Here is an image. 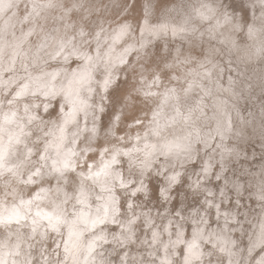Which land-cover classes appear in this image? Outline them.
Segmentation results:
<instances>
[{"label": "snow or ice", "instance_id": "1", "mask_svg": "<svg viewBox=\"0 0 264 264\" xmlns=\"http://www.w3.org/2000/svg\"><path fill=\"white\" fill-rule=\"evenodd\" d=\"M144 7L139 29H106L87 21L85 0H0V264H264V219L247 247L236 236L250 189L228 174L239 154L216 96L232 81L224 89L211 45L237 49L221 28L240 30L249 13L264 27V0H198L170 29ZM197 43L209 47L195 55ZM149 177L162 178L155 209ZM185 183L195 199L165 207ZM255 195L264 209V173Z\"/></svg>", "mask_w": 264, "mask_h": 264}, {"label": "bare ground", "instance_id": "2", "mask_svg": "<svg viewBox=\"0 0 264 264\" xmlns=\"http://www.w3.org/2000/svg\"><path fill=\"white\" fill-rule=\"evenodd\" d=\"M96 1L99 2V0ZM100 1L101 3L103 2V0ZM112 1L111 3H113ZM159 1H161L162 4L160 3V5H158L157 3L158 6L157 8L156 7L153 8L154 10H152L153 11L152 13L150 9V23L152 26H158L159 24H167L170 29L171 27L179 26L180 24H182L185 17L189 14L183 11V8H185L183 7L181 11L183 13L182 16L184 17L177 16L178 18L177 20H175V16L177 14L170 13L173 11V9L177 10L179 13V10L177 8L179 6H175L174 4L175 1L170 0L171 2L169 1V4L165 0H159ZM92 2L94 3L93 0L92 1L85 0L86 11H87L85 14V18L90 24L103 25V27L106 29H110L111 27H114L116 24H121L124 23L125 21L134 24L137 27V29H139L145 15V7H144L145 4H149L150 7L151 5L153 7V4H151V2L156 4L155 0H150V1L141 0L139 6L137 0H128V2L127 0H125L124 4L126 3L127 4L123 11L125 12L127 11L126 14L128 17L124 18L123 21L120 23L117 22L114 23L113 21L112 23L109 22L110 18H108L107 16H106L107 18L106 17L103 18V16H100L101 19L103 18L102 20L98 17L102 13L101 12L102 8L101 10H99V8L96 5L97 2L96 4L94 3L95 5ZM104 3L106 2H103V5ZM119 4H121V2H119ZM187 9L189 10V8ZM118 14L121 15L120 12ZM256 15L258 16L259 13L257 12ZM151 18H154L155 20ZM99 21L102 22L99 23ZM248 25H251L256 29L255 34L252 36H250L248 33ZM204 27H206V25H204ZM221 31L224 32L225 36L231 32L232 39L235 41L236 45L238 46L237 49H232L231 51H229L230 48L229 45L221 44L219 40H213L211 42L212 47L217 49V54L215 56V63L219 65L220 82L223 84L224 89H229V85H228L229 78H231L232 81V86L230 90L220 92L216 96V100L221 102L220 115L221 116H224L225 114L230 115L233 121L232 131L228 134L225 142L235 147L239 154L237 157L233 158V163L234 161H240L241 158L244 157L245 159L250 160L249 164L246 163L248 167H252L253 165L259 166L258 167L259 172L252 171V173L250 174L249 177L250 182L248 184L250 192L245 193L243 196V197L246 196L249 197L248 198L249 204L253 208V211L249 210L245 206L246 204L244 205V200L242 198L240 200V205H241L240 207L244 211L245 221L251 224V227L254 228V230H251L252 228H250V230L252 231L251 232L252 239L250 240L251 243L252 241L257 239V237L253 236V232L258 230L257 229L258 218L264 219V209H262L261 202L256 198L255 195V193L258 192L259 190V185L261 182V174L264 173V162L263 163L259 162V161H264V27H262L259 21L254 22L252 20V22H247V25L243 26L240 30L233 31L232 29L229 28L228 25H223ZM240 32L241 35H238ZM167 35H170V31L167 33ZM242 36H244V38H242ZM204 40L207 41L208 37L205 36ZM220 40H223V37H220ZM178 42L180 43V41ZM201 47L207 49L209 45L207 43H204L203 45L197 43L194 49L195 55H199L201 51ZM143 63L145 67H150V66L154 67L150 57ZM137 71H138V66L134 68H128L119 77V79L126 78L128 74L131 83L132 78ZM215 80H216V75H213L212 81ZM118 81L116 82L114 88L110 89V91L116 92V90L119 89L120 81L119 82ZM212 81L207 82V86L209 88L214 87ZM206 103H207V107H205L204 113L206 114V117H208L209 119L202 120L201 127L205 132H208L211 129L215 128L216 126L215 121L211 119L214 116L216 109L213 107L212 99H206ZM248 103H251L253 107H249ZM129 114L130 115H128V117L125 119L126 124L131 123L132 119L136 115H139V112L134 110ZM251 144H255L259 147V150L251 148L253 154L247 152V149L251 146ZM197 164L199 163L197 162ZM229 166L231 167V165ZM152 178L153 177L148 178L147 181L148 185ZM179 186L181 185H177L173 189V192H175L176 188ZM184 186H186V183L184 184ZM183 187L181 186V188ZM150 191H151V186L149 185V193ZM181 191H182L181 196L182 195L184 196V190L181 189ZM173 192L172 195L174 198ZM189 193L191 194V191H189ZM253 200H255V202H253ZM245 228H243V232H241L238 229L242 236L245 233ZM242 247L244 246L242 245ZM214 264H217V262H215Z\"/></svg>", "mask_w": 264, "mask_h": 264}, {"label": "rangeland", "instance_id": "3", "mask_svg": "<svg viewBox=\"0 0 264 264\" xmlns=\"http://www.w3.org/2000/svg\"><path fill=\"white\" fill-rule=\"evenodd\" d=\"M87 1H89V0H87ZM92 1V0H91ZM94 1V3L96 4V2H97V7L99 8V10H101V8H102V10H101V12L103 13H101L98 17L101 19V17L100 16H103V18H105L106 16L108 17V18H110L109 19V22H114V23H120V22H122L123 21V19L124 18H126V17H128L127 16V14H126V12L125 11H123L124 10V8H125V6H126V4H124V2H125V0L123 1V0H114V1H112L113 3H111V1L110 0H103V2H106V3H104V5H103V2L101 3V1L99 0V2L98 1H96V0H93ZM121 2V4H124V5H121V4H119V2ZM150 1V0H149ZM159 0H155V2H156V4H154V3H152L151 2V4H153V7H152V5H151V7H150V9H151V13L153 12L152 10H154L153 8H157V6L158 5H160V3H161V1H159ZM166 2H168V4H169V1L170 0H165ZM175 2H174V4H175V6H179V7H177L178 8V10H179V13H178V11L177 10H175V9H173V11L172 12H170L171 14H174V13H176L175 15V20H177V18L178 17H184V16H182V11H181V9L183 8V7H185V8H183V11L184 12H187V14L188 13H190V11H191V8L193 7V6H196L197 5V3H198V0H174ZM182 1V2H181ZM108 2H109V4H108ZM118 2V3H117ZM127 2H128V0H127ZM137 2H138V5L140 6V3H141V0H137ZM154 2V1H153ZM171 2V1H170ZM189 2H190V4H189ZM197 2V3H196ZM93 3V2H92ZM93 3V4H94ZM98 3H99V6H98ZM101 3V4H100ZM117 3V4H116ZM157 3H158V5H157ZM94 4V5H95ZM111 4V5H110ZM114 4V5H113ZM162 4V3H161ZM178 4V5H177ZM102 5H103V7H102ZM116 5V6H115ZM108 8H107V7ZM187 8H189V10L187 9ZM105 9H107V10H105ZM186 9V10H185ZM164 10H166V9H164ZM170 10H172V9H170ZM15 11V10H14ZM109 11V12H108ZM87 12V11H86ZM106 12V13H105ZM120 12V14L121 15H119L118 13ZM106 14V15H105ZM119 16H118V15ZM105 15V16H104ZM238 16H239V13L237 14ZM240 15L241 16H243V13H240ZM178 16V17H177ZM106 17V18H107ZM102 18V19H103ZM101 19V20H102ZM151 19H153V20H155L154 18H151ZM182 19V18H181ZM252 15H251V13H249V15H248V20H247V22H252ZM100 22H102V21H99V23ZM112 22V23H113ZM238 35H241V32L238 34ZM165 39H168V40H172V38H171V35H167L166 34V36L164 37ZM171 38V39H170ZM242 38H244V36H242ZM33 39H35V38H33ZM179 41V39L177 38V40L175 41V43H179L178 42ZM162 42L163 41H161V42H157L161 47L163 46V44H162ZM185 47H187L186 45H185ZM151 51H155V49H152ZM229 78V77H228ZM227 78V79H228ZM121 79V78H120ZM119 79V81H120V84H119V89H117L116 90V92H113V96H114V98H118L119 97V94L122 92V91H124L126 88H127V86H128V83L130 84V79H129V77H128V74H127V76H126V78H122L121 80ZM129 79V80H128ZM118 81V82H119ZM249 104V107H253V105L251 104V103H248ZM107 111V110H106ZM130 115V114H129ZM132 115H134V114H132ZM251 148H254V149H258L259 150V147L257 146V145H255V144H251V146L247 149V152L248 153H251V154H253V151L251 150ZM261 153V152H260ZM259 160H261V159H259ZM249 162H250V160L249 159H245L244 157L243 158H241V160L240 161H234V163L231 165V167H230V169H229V173L228 174H233V173H240L241 175H247L248 176V184H249V182H250V179H249V177H250V174L252 173V171L253 172H259V169H258V165H253L252 167H248L247 165H246V163L247 164H249ZM260 163H263L264 161H259ZM198 168H199V164H197V170H198ZM155 180V181H154ZM162 184V178H159V177H153L151 180H150V182H149V185L151 186V191H150V193H149V198H148V200H146L145 201V203H146V206H148V207H153L154 209L155 208H158L159 207V203H162V202H159L158 203V201H157V199H153L152 197H153V193H152V189H153V187L155 186V189H156V191H155V196L156 197H158L159 196V187H160V185ZM181 189L182 190H184V196L182 195L181 196V193H182V191H181ZM189 189L187 188V186H184L183 188H181V186H179V187H177L176 188V190H175V192H173L174 193V198H173V201L171 202V204L169 205V204H165L164 206L165 207H169V208H171L172 207V205L174 204L175 206H176V208H179V207H181V202H184V204H185V206L187 205V204H190L192 201H193V199H195V197H193V195H192V193L190 194L189 193ZM180 195V196H179ZM249 197H242V199L244 200V205L249 209V210H252L253 211V208L251 207V205L249 204V199H248ZM141 199L143 200L144 198H143V196H141ZM253 202H255V200H253ZM175 210V209H174ZM239 211L241 212V213H244V211H243V209L240 207V209H239ZM243 218V216L241 217V219ZM246 227V228H245ZM243 228H245V233L243 234V236L240 234V232H239V230H237V233H236V236L239 238V240L241 241V244L244 246V247H247L249 244H250V240L252 239V237H251V230H254V228H252L251 227V224H249V223H247L246 221H245V223L243 224ZM250 228H252L251 230H250ZM210 260H212L213 261V264L215 263V262H217V260H216V257H210Z\"/></svg>", "mask_w": 264, "mask_h": 264}]
</instances>
